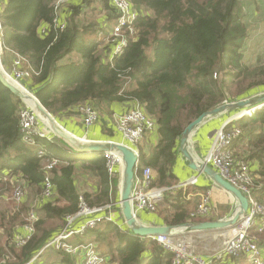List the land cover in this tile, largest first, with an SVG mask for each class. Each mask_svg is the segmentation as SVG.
Returning <instances> with one entry per match:
<instances>
[{
	"label": "trees",
	"instance_id": "obj_1",
	"mask_svg": "<svg viewBox=\"0 0 264 264\" xmlns=\"http://www.w3.org/2000/svg\"><path fill=\"white\" fill-rule=\"evenodd\" d=\"M1 1L3 49L30 62L33 74L24 84L54 117L85 103L113 114V104L138 101L154 118L160 141L151 158L140 154L139 164L140 168L150 166L156 170L151 187L172 185L170 163L175 161L176 147L191 121L226 100H237L233 98L235 94L264 91V64L251 69L241 63L240 45L247 28L241 21L239 0H130L138 13L135 33L129 36L123 52L112 60L107 53L113 44L108 34L99 38L94 17L100 3L111 17L117 18L111 0H83L87 10L81 5L70 7L73 14L64 29L53 23L55 0ZM46 25L49 30L41 34ZM74 50L82 61L64 60ZM215 73H221V79L214 78ZM129 80L131 83L125 87ZM26 105L0 82V190L11 188L13 183L37 187L42 195L49 156H38V147L22 137L20 110ZM252 120L264 124V109ZM248 138L246 162L259 164L252 172L256 183L253 194L263 201L264 129L248 133ZM38 144L49 148L52 143L40 139ZM73 159H62L63 165L52 170L57 197L41 199L43 214L36 222L35 233L23 246L18 247L12 239L24 225L29 207H18L8 219L0 210V264H32L38 251L61 231L49 230L47 220H63L65 224L66 216L79 210L80 196L91 206L110 202L111 179L104 153L84 161L101 179L102 193L97 200L89 199L88 193L79 194ZM174 208L164 217L157 211L154 215L158 222L154 225L179 226L188 222L186 206L177 203ZM121 229L115 223L102 222L88 230L91 239L84 241L95 240L99 254L109 255L105 264H172L171 253L157 243L135 235L130 228Z\"/></svg>",
	"mask_w": 264,
	"mask_h": 264
},
{
	"label": "built area",
	"instance_id": "obj_2",
	"mask_svg": "<svg viewBox=\"0 0 264 264\" xmlns=\"http://www.w3.org/2000/svg\"><path fill=\"white\" fill-rule=\"evenodd\" d=\"M72 0H55L54 2V20L56 27L64 29L67 22L62 18L64 6ZM117 12V22L109 35V42L113 45L111 49V60L121 54L128 44L129 36L135 33L134 21L138 17L137 11L134 9L130 0H111ZM3 3L0 0V15L3 11ZM1 24V22H0ZM0 48L3 50V40H0ZM1 60V58H0ZM26 61L24 57L16 54L11 69L3 67L4 74L22 89L31 92L22 80L30 78L33 70L24 68L23 63ZM220 74L215 73L214 78H219ZM264 107V102L255 106H250L238 110L231 118L226 120L216 131L213 141L207 154L201 161L212 166L224 179L242 191L249 200V210L245 217L235 225L230 227L231 236L227 239L223 250L209 258L204 257L187 246L183 241L177 240L175 235H153L150 240L157 243L164 250L172 255L173 264H214L217 259L223 257L238 258L242 255L249 256V261L252 264H264V257L260 250L259 244L251 236L250 229L256 222L260 223V230H264V201L255 198L253 194L254 178L250 170L249 164L245 161H237L233 152L232 145L236 139L242 135V128L238 126L240 120L253 118L257 110ZM79 111L83 116V121L86 126H90L97 122L100 118V112L90 103L80 105ZM114 120L117 130L123 135L126 143L132 150L136 151L134 146L144 137L146 132L156 128V122L141 105H136L126 112L114 114ZM43 122L38 113L29 105L22 107L20 110V125L23 139L31 146L38 147V156H49L45 163V175L43 181V197L51 198L54 195V184L52 181V170L58 166L60 159L47 152V147L39 145L40 139L50 140V129L40 125ZM44 123V122H43ZM106 167L109 173H113L116 165H124L122 156L117 152H105ZM57 165V166H56ZM197 176L192 177L186 184H196ZM153 182V170L151 167H145L141 174H136L134 186L131 193L132 210L135 215L138 212L148 211L155 212L157 210L158 201L161 197V192L166 189H155L151 187ZM25 189L21 185L14 186L13 197L18 203L25 199ZM79 210L75 214L66 216V221L63 229L50 240L31 260L34 262L39 260V256L43 251L48 250V247H55L67 254L77 255L81 253L85 264H105L106 257L99 254L97 246L93 241L73 242L72 239L76 236L85 235L90 229H93L97 224L111 221L113 217L106 214L105 211L112 208L111 204L89 205L85 202L83 196H80ZM213 211L209 194H204L201 201L198 203L196 211L192 216L207 215ZM35 219V214L30 217ZM32 229H30V233ZM229 232V233H230ZM25 236L24 238H26ZM25 239H22L20 244H24Z\"/></svg>",
	"mask_w": 264,
	"mask_h": 264
},
{
	"label": "crops",
	"instance_id": "obj_3",
	"mask_svg": "<svg viewBox=\"0 0 264 264\" xmlns=\"http://www.w3.org/2000/svg\"><path fill=\"white\" fill-rule=\"evenodd\" d=\"M83 3H85L83 2V0H72L68 2L67 5L64 6L63 8L62 18L66 22H68L71 15L73 14V10L71 8L76 5L77 6L81 5L83 6L84 10H87L86 5H84ZM238 5H239V11L241 13V21L243 22V24L246 25L247 28L246 37L241 41V45H240V52L242 53L241 63L245 67H249L252 69L255 66H261L264 64V0H239ZM97 7L98 10L94 14V17H96L95 20L99 25L98 26L99 38L103 39L105 34H108L107 35L108 38L112 28L114 27L113 25H115L117 22V18L111 17L107 9L102 7L100 3H97ZM88 15L92 17L91 13H89ZM48 30H49L48 25L42 27L41 34L46 33ZM88 37L89 35L86 36V38ZM16 54L17 53H14L9 50L4 51L3 49L1 51L0 48V58L3 59V61L5 62V64L3 62L2 63L5 65L7 69L12 68ZM102 54L104 55V52H102ZM107 54L109 58L112 57L110 50L108 51ZM64 60H68V61L74 60L77 62H81L82 58L80 54L76 50H74L70 52L68 55H66ZM23 64H24L23 65L24 68L27 67L33 69L29 61L26 60ZM0 65H1V61H0ZM221 76L222 74L220 73V79ZM24 81H26L27 84L30 82V78ZM130 81L131 80H129L126 83L125 87H127L131 83ZM262 92L264 91H261L259 93H251V95H243L242 93H239V94H235L233 98H237V100H240V99L252 97ZM226 101L230 102L234 100H226ZM138 104L142 106V104H140L138 101H131L128 103L126 102L115 103L113 104V108H114L113 114L100 112L99 120L90 126H86L84 124L83 116L79 111L80 106L73 107L70 110H67L59 114L58 117H55V119L67 131L71 132V134L75 135L76 137H80L86 140H111V141H115L119 143L123 142L127 144L123 135L120 134L117 130L116 123L114 120V114L126 112L127 110L133 108ZM262 109H264V107H262L259 110ZM259 110H257V112ZM236 112L237 111L224 112L216 117L207 118L203 123H201L198 126V128L194 131V133L191 134L189 141L190 142L189 149L197 161L202 162L201 159L207 154L208 150L211 147L215 131L226 120L231 118ZM252 119L253 118L246 117L245 119L240 120V122L238 123V126H240L243 130V135L238 139H236L232 145V152L237 161L246 162V157L250 152L247 149V142L249 141L248 133L258 132L261 129H264V124H261L259 121L257 122L253 121ZM45 123L49 124L46 121ZM45 123L40 122V125L47 128V126H45ZM47 129L49 130V128ZM49 131H50L49 136L51 139L48 141L51 142L52 144L51 147L47 148L48 153L60 159L59 165H63L62 159L74 157L73 160L76 161L74 180L79 194L84 195L85 193H88L89 199L97 200L98 196L102 193L101 179L98 173L90 170L88 165L84 164V161L90 160L96 153H105V152L83 153V152H76L75 150H68L71 149L70 144H68L61 138L54 136V133L51 130ZM159 141H160V135L158 133L156 126L154 130L146 132L144 137L134 146V148L136 149V152H139V154L143 153L145 159H149L152 157L153 151L158 145ZM174 157H175V161L170 163V178H171L170 180L172 182V185L169 187L167 186L160 187L158 185L152 187L155 189H166V190L161 192V197L158 201L157 210L155 212H148V211L138 212L137 213L138 219L144 224L154 225L155 223L158 222V217L154 215L156 214L157 211L161 212V216L164 217L166 216L167 213L170 214L174 212L175 210L174 205L177 203L184 204V206H186V208L188 209V216H189L188 222L198 223L204 221H216L222 219L224 220L228 218L237 207L238 201L236 200V198L228 191L220 187L218 184H216L207 174L199 173L191 169L189 167L188 160H186L185 156L181 151L180 144L176 147ZM248 164L251 172L253 173L256 172V170L259 168L258 161H250V163ZM145 167L140 168V166H138V170L136 174L138 175L141 174ZM152 170H153V181H155L156 170L153 168ZM109 175L111 179V197H110V202L106 204H111L112 208L110 210L105 211V213L110 214L113 217L114 221L112 223L117 224L120 229L123 227L128 228L120 204L122 181H123V165L122 166L116 165L115 171L113 173H109ZM194 176L195 177L197 176L198 178L197 183L190 185L186 184ZM256 177L259 176L256 175ZM204 194H209L213 211L207 215L193 217L192 213L196 211L197 205L201 201V198L203 197ZM25 195H27L26 191H25ZM56 197H57V193L54 192V195L48 199L54 200ZM26 198L27 197L25 196V199ZM42 198L43 196H41V193L38 192L37 198L35 200L31 199L28 203L29 209L31 208L34 211L36 210L37 214L39 215V218L43 214V212L40 209V207L42 206L41 205ZM3 199H5V197L1 196V200H2L1 203L4 202ZM60 204H64V203L62 202ZM50 220H54V219H50ZM106 222H111V221H106ZM257 224L260 223L256 222L255 225ZM27 230L24 228V226H20L18 230L13 234V240L15 241L16 238L25 237L28 234H30V231L28 230L27 232ZM178 231L180 232L179 234L180 237L190 238L192 241L194 239L200 238L199 236L201 235L199 234L200 231H185V232H181V230ZM87 239H91V236L88 233V231L86 232L85 235L74 237L72 241L84 242V240ZM92 241L97 245L95 240ZM258 242L259 244L263 242L262 244H260L261 247L260 250L264 257V240H261V242L260 240H258ZM45 251L46 252L43 251L44 252L43 254H52L51 253L52 250L51 251L45 250ZM55 254L56 255L50 258L49 260L50 264L52 263L53 264H84L82 254L75 256H71L69 254L64 255L66 253L62 254L57 252ZM68 255L69 257L66 258V256ZM108 256L109 255L107 254L106 258ZM203 256L209 258L211 255H203ZM248 258L249 256L247 255H242L238 258L227 257L225 258L227 259L226 261L220 262L219 264H236L234 261L240 262L241 260H245V259H246L245 264H252ZM39 261L40 260L33 262L32 264H43L41 261H40L41 263Z\"/></svg>",
	"mask_w": 264,
	"mask_h": 264
},
{
	"label": "water",
	"instance_id": "obj_4",
	"mask_svg": "<svg viewBox=\"0 0 264 264\" xmlns=\"http://www.w3.org/2000/svg\"><path fill=\"white\" fill-rule=\"evenodd\" d=\"M2 39V25L0 24V40ZM0 82L10 92L18 96L23 102L29 103L34 102L37 109L32 105L33 109L38 113L40 119L45 123L43 117H47L51 122L52 126L46 124L48 128L54 133L55 136L61 138L68 144L71 149L76 152L90 153V152H117L119 153L124 161L123 165V181L121 190V209L126 221L127 227L131 231L141 237L150 238L153 235H176V231H202L216 229L221 230L235 226L240 219L244 218L249 210V200L240 189L232 185L229 181L224 179L215 169L203 162L197 161L189 149V141L191 134L203 123L207 118L216 117L224 112H233L241 110L250 106H255L264 102V92L254 95L249 98L240 99L233 102H226L218 106L215 109L208 110L200 114L196 119L191 121L183 130L180 138V146L183 155L189 162V167L199 173L207 174L216 184L232 194L238 201L237 207L233 213L226 219L216 221H204L198 223L188 222L180 226H166V225H147L142 223L138 219V215H135L132 210L131 204V193L134 186V179L138 166L140 163V154L129 148L128 146L111 141V140H81L80 137H76L67 131L55 117L42 105L40 100L31 92H28L12 80H10L3 72L0 65ZM42 115V116H41Z\"/></svg>",
	"mask_w": 264,
	"mask_h": 264
},
{
	"label": "rangeland",
	"instance_id": "obj_5",
	"mask_svg": "<svg viewBox=\"0 0 264 264\" xmlns=\"http://www.w3.org/2000/svg\"><path fill=\"white\" fill-rule=\"evenodd\" d=\"M0 61H1V68L3 69V67L5 66L4 65L5 62L3 61V59H1ZM21 82L22 83H26V81H24V80H22ZM24 103L25 104H28L31 107V104L26 103V102H24ZM48 161L49 160H46V162H48ZM59 164L60 163H58V165ZM14 186L15 185L12 183L11 188L6 187V188H3V189L0 190V206H1L0 210L1 211H4L6 213V218L7 219L9 217H11L16 212V210H17L18 207H20V208L21 207H27L28 208L29 201L31 199H34L35 200L37 198L38 188L37 187H27L26 186L24 188H25V190L27 192V195H26L27 198L24 199L25 201L23 200L24 202L22 201V202L18 203L17 201H15V199L13 197ZM254 186H256V183L255 182H254ZM1 196H4L5 197V199H3L4 200L3 203H1L2 202ZM32 213L35 214V219L32 216L30 217V215ZM38 218H39V215L37 214L36 210L34 211L31 208L30 209L29 208L27 209L26 217L24 219V222L25 223L22 226H24V228L26 230L28 228L29 231H30V229H32V232L30 234H28L26 238L20 237V238H16L15 239V244L18 247L23 246L26 242H28L31 239V237L35 233L36 222L38 221ZM46 226H47V228L49 230H53V229H56V228L62 230L63 227H64V223H63L62 220H58V219L47 220ZM0 230L2 232V229L1 228H0ZM28 230H27V232H28ZM230 231H231L230 228H225V229H221V230H216V229L203 230V231H200V233H199V234H201L199 236L200 238L194 239L193 241L190 238L180 237V235H179L180 232L179 231H176V233H175L176 234L175 235L176 237L175 238L177 240L183 241L185 244H187V246L189 248H191L194 252H196V253H198L200 255H211V256H214V255L219 254L223 250V248L225 246V243L227 242V239L231 236V233L232 232H230ZM181 232H185V231H181ZM250 234L254 238V240L257 241V243H258V240H260V241L261 240H264V230H260L259 226L257 227L256 230H254L252 232L250 231ZM2 238H4V237H2ZM22 239H25V243L24 244H20V242H21ZM90 241H92V240H90ZM12 242H13V239H12ZM76 244H78V242H76ZM45 245H47V243ZM48 251H51L52 254H43L44 252H46V251H44L39 256V258H40L39 260L43 264H50L49 263V260H50V258H52V256L56 255L55 254L56 252L57 253H62V254L65 253L64 251H60V250L56 249L55 247H48ZM62 254H60V255H62ZM79 254H81V253H77V255H79ZM69 255L75 256V255H72V254H69ZM41 258H42V260H41ZM62 258H64V257H62ZM225 258H227V257L225 256L222 259H217L214 264H219L220 262L226 261L227 259H225ZM234 262L236 264H245L246 263V259L245 260H241L240 262H238V261H234ZM84 264H85V262H84Z\"/></svg>",
	"mask_w": 264,
	"mask_h": 264
},
{
	"label": "bare ground",
	"instance_id": "obj_6",
	"mask_svg": "<svg viewBox=\"0 0 264 264\" xmlns=\"http://www.w3.org/2000/svg\"><path fill=\"white\" fill-rule=\"evenodd\" d=\"M29 102H30V104H31L36 110H38L37 107H36V105L34 104V102H32V101H29ZM41 116H42V115H41ZM42 117H43V120H45L47 123H49V125H51V126L53 125L52 122H51L47 117H44V116H42ZM81 140H84V139L81 138ZM45 147H46V146H45Z\"/></svg>",
	"mask_w": 264,
	"mask_h": 264
},
{
	"label": "clouds",
	"instance_id": "obj_7",
	"mask_svg": "<svg viewBox=\"0 0 264 264\" xmlns=\"http://www.w3.org/2000/svg\"><path fill=\"white\" fill-rule=\"evenodd\" d=\"M1 22V21H0ZM3 40V39H2ZM226 102H228V101H226ZM226 102H223V103H226ZM230 102H233V101H230ZM238 111V110H237ZM100 112V111H99ZM149 240H150V238H149ZM39 252V251H38ZM38 261V260H37ZM35 262V261H34Z\"/></svg>",
	"mask_w": 264,
	"mask_h": 264
}]
</instances>
